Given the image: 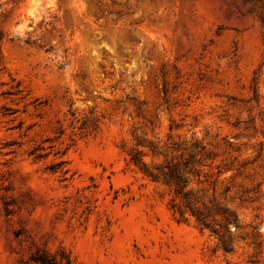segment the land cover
<instances>
[{
  "label": "rangeland",
  "instance_id": "1",
  "mask_svg": "<svg viewBox=\"0 0 264 264\" xmlns=\"http://www.w3.org/2000/svg\"><path fill=\"white\" fill-rule=\"evenodd\" d=\"M62 249L264 264V0H0V264Z\"/></svg>",
  "mask_w": 264,
  "mask_h": 264
},
{
  "label": "trees",
  "instance_id": "2",
  "mask_svg": "<svg viewBox=\"0 0 264 264\" xmlns=\"http://www.w3.org/2000/svg\"><path fill=\"white\" fill-rule=\"evenodd\" d=\"M177 191L180 192L179 188ZM25 264H82L75 262L70 254L65 250H60L57 253L38 250L33 252Z\"/></svg>",
  "mask_w": 264,
  "mask_h": 264
}]
</instances>
